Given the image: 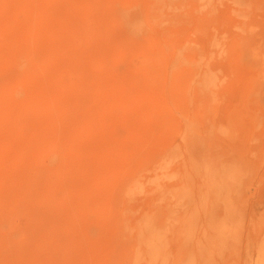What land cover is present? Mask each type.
I'll list each match as a JSON object with an SVG mask.
<instances>
[{"label": "rangeland", "instance_id": "374dc122", "mask_svg": "<svg viewBox=\"0 0 264 264\" xmlns=\"http://www.w3.org/2000/svg\"><path fill=\"white\" fill-rule=\"evenodd\" d=\"M0 264H264V0H0Z\"/></svg>", "mask_w": 264, "mask_h": 264}, {"label": "bare ground", "instance_id": "6f19581e", "mask_svg": "<svg viewBox=\"0 0 264 264\" xmlns=\"http://www.w3.org/2000/svg\"><path fill=\"white\" fill-rule=\"evenodd\" d=\"M129 18H130V17H129ZM129 18H128V20H129ZM124 20H125V19H124ZM126 20H127V18H126ZM128 20H127V21H128ZM131 20H132V18H131ZM131 20H129V23H130ZM133 20H134V19H133ZM127 21H125V22H127ZM127 23H128V22H127ZM129 23H128V24H129ZM137 23H138V21H137ZM128 24H127V25H128ZM130 24H132V22H131ZM134 24H136V23H133L132 25H130V31H132V32H134ZM127 27H129V26H127ZM135 27H137V25H135Z\"/></svg>", "mask_w": 264, "mask_h": 264}]
</instances>
